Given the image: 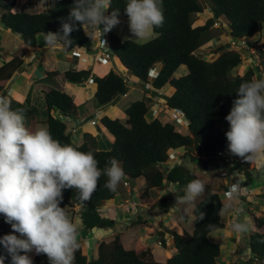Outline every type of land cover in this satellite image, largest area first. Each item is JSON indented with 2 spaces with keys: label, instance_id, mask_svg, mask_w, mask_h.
I'll return each mask as SVG.
<instances>
[{
  "label": "trees",
  "instance_id": "obj_1",
  "mask_svg": "<svg viewBox=\"0 0 264 264\" xmlns=\"http://www.w3.org/2000/svg\"><path fill=\"white\" fill-rule=\"evenodd\" d=\"M24 1V0H23ZM73 0H55L53 6L40 12H27L18 9L22 2L18 0H0V22L13 32L19 34L24 43L30 47L39 46V36L46 32H57L61 29V18L66 17ZM210 16L204 24L195 25L197 14L205 10L201 0H164V24L155 29L156 37L147 42L134 39H123L110 31L107 36L114 57L120 60L128 71L133 73L144 85L151 83L155 89L166 86L173 88L170 95H166V104L171 109L181 110L184 119L188 121V133L177 129L176 122L163 121L160 118L149 120L147 114L150 106L145 100L132 102L125 110L126 118H111L104 116L100 119L104 130L109 135L112 148L100 150L93 143L95 138L86 133L84 143L77 144L68 132L67 122L60 119L57 110L63 114L78 117V106L74 98L67 92L56 88L45 91L46 119L37 120L36 109L29 103L11 99L12 108L26 109L25 118L29 119V128L45 124L53 137L61 143L73 144L81 151H92L98 160V167L105 168L111 158L115 157L121 163L125 172L124 180L133 184L139 178L146 181L145 188L140 195V202L155 213L165 208L171 201L184 196L186 184L193 179H201L205 184L200 201H196L194 214V229L192 232L183 230L173 236L174 253L166 261H157L152 249L139 244L135 249L127 248L118 234L112 241H102L97 249L96 257L89 258L83 251L79 241V249L75 252L73 264H224L219 258L222 246L211 240L214 231L226 227L222 216L224 196L214 188L212 183L196 174L182 163H177L170 169H164L171 151L186 149L191 161L197 160L196 152L212 153L216 149L226 150L234 156V162L229 170L243 174V186L247 191L253 190V181L259 177V172L251 161L230 153L228 150L226 131L228 122L225 117L230 111L232 102L237 98L236 90L246 80L262 78L256 76V70L249 67L244 73L234 75V71L242 64V54L237 50H226L221 45L213 50L219 56L212 61L195 53L206 45L212 38L213 25L224 19L230 28L229 34L234 39H253L258 33H264V0H209ZM112 8L120 9L119 19L128 18L124 12L125 0H112ZM70 49L76 47L91 48L92 36H88L82 27L71 33ZM258 47L260 63L264 65V39ZM23 59L19 56L0 66V94L14 74L22 69ZM160 64L161 69L157 77L151 79L153 69ZM187 73L175 77V73L182 67ZM259 68V66H257ZM59 71H50L48 76L59 75ZM92 76L97 84L95 99L99 107H106L114 100L128 92V83L124 75L115 70L107 74L92 75L86 69H69L64 77L72 83H82ZM222 168L221 163L217 164ZM264 176V168L262 170ZM107 177L99 178L98 187L91 199L80 212V219L86 229H112L117 225L113 218L103 215L100 207L106 201H112L120 189L111 192L104 187ZM166 182L178 184V188L170 195L153 199L151 190L162 187ZM78 190L63 191L61 206L68 214L74 213L72 208L78 200ZM264 196V195H263ZM245 198L241 196V200ZM204 213L203 218H200ZM255 229L247 233V243L252 256L244 264H264V215L253 214ZM148 219L139 215L129 226H147ZM9 233L8 224L0 216V236ZM164 234V233H163ZM166 247L165 235L161 237ZM3 250L0 249V252ZM33 264H49L46 254H35ZM5 264H8L7 260ZM234 264V263H229Z\"/></svg>",
  "mask_w": 264,
  "mask_h": 264
},
{
  "label": "clouds",
  "instance_id": "obj_2",
  "mask_svg": "<svg viewBox=\"0 0 264 264\" xmlns=\"http://www.w3.org/2000/svg\"><path fill=\"white\" fill-rule=\"evenodd\" d=\"M71 5L67 16L61 18V29L44 34L42 40L45 44L55 46L57 43H63L70 47L71 33L78 27H82L89 37L90 34H96V37L99 34L102 38L105 33L121 23L120 9L112 8L110 13L107 11L112 7V0H73ZM124 12L128 17V30L136 39L151 37L155 29L163 26L165 20L164 0H125ZM257 36L264 39L262 32ZM106 37L108 38L107 35ZM103 43L105 45L104 40ZM91 48L94 50V46ZM111 56L113 54L110 47L109 58ZM160 69L156 65L152 72L153 78L157 77ZM146 87L151 90L148 96L154 98L153 85L146 83ZM236 93L237 98L233 100L225 117L229 125L225 133L228 150L245 161L264 158V77L243 81ZM166 95L161 96L165 98ZM160 105V100L155 99L149 109L150 116L155 115V109ZM172 110L176 112L177 118L178 109ZM25 113L24 108H12L11 100L4 92L0 94V216L11 226L9 233L0 236V249L3 250L0 252V264H5L6 260L8 264H33L29 255L32 252L37 255L46 254L49 264H73L75 252L80 247L79 229L66 208L61 206L63 191L78 190L79 202L76 203H83L91 199L102 175L107 177L104 187L116 192L125 172L115 157L101 169L94 152L81 151L76 145L61 143L53 137L47 126L29 128L25 122ZM60 114L70 115L58 112L56 115L60 119ZM70 117L71 121L62 119L67 122L68 132L75 118L72 115ZM93 119L98 124L94 117L90 122ZM182 119L188 129V121L184 119L183 112ZM178 151L179 149L171 151L170 155L175 156L170 158L169 155L164 169L172 167L169 161H177L180 158ZM185 153L187 154V151ZM227 153L225 155L232 158L231 162L216 160L223 165L218 168V174L231 179L227 185V207L232 208L233 203L241 200V196L246 195L248 191L243 186L244 191L239 195L242 190L241 183L243 185L246 180L244 176L243 181L238 179L232 183L231 175L220 174V171L226 169L235 174L227 166L231 165L235 158ZM125 182L128 184L125 185ZM124 185L128 186L129 181L124 180ZM204 190V182L201 179H193L186 184L182 200L187 203L194 202ZM82 208L78 211L72 209L80 216ZM242 213L243 209L237 207V218L229 225L234 234H245L249 230L248 219ZM203 215L204 213H201L200 218H203ZM159 244L163 245L162 240Z\"/></svg>",
  "mask_w": 264,
  "mask_h": 264
},
{
  "label": "crops",
  "instance_id": "obj_3",
  "mask_svg": "<svg viewBox=\"0 0 264 264\" xmlns=\"http://www.w3.org/2000/svg\"><path fill=\"white\" fill-rule=\"evenodd\" d=\"M28 2V0L26 1ZM18 9L20 7L18 6ZM126 21H128V18H122ZM121 20V19H120ZM128 24V22H127ZM115 30V31H114ZM117 30V31H116ZM119 29H112V32H115L116 34L126 39L129 35H132L128 29L122 28V35L118 31ZM110 32V31H109ZM108 32V33H109ZM108 33H105L107 35ZM44 34H41L38 38L39 40V46L36 48L30 47L26 45L22 39V37L19 34H13V31L7 27H5L0 22V66L5 64L6 62L10 61L16 56H19L21 59H23V66L22 69L17 71L14 76L13 80H10L7 84L4 93L6 96H9V99L11 100L14 98L17 101L28 103L29 98L31 99L32 108L35 106V98H40V101H44L45 91H47L50 88H56L61 91H65L69 93L75 100L76 105L78 108H85L82 109L81 114L78 112V117L74 118V121L71 122L70 125V132L72 133V137L74 138L75 142L77 144L84 143L86 139V133H90L95 140H93V143L97 146L100 150H110L112 148V142L109 137V135L104 130V127L102 125V128H99V124H101L100 119L104 116H109L111 118H125L126 113L125 109L121 111L118 107V100L121 98V96L117 97L114 102L111 105H108L106 107H99L98 104H96V108L89 107L90 100L95 98V94L97 91V84L95 81L92 80V77L82 83H72L69 82L64 77V72L73 69V70H80V69H86L92 72V75H100L103 76L107 74L111 70H115L118 73L122 74L125 72L126 75H124L127 83L128 81H133L134 76H131L130 71L126 69V67L122 64H120L119 59L116 57L111 56L108 61L101 62L99 60L100 53L98 51L84 47H76V48H68L63 43H57L55 46H49L45 44L42 40V37ZM92 36L93 40V46L95 47L97 43L99 42V39L96 37V34H90ZM22 39L23 44L16 45L19 40ZM21 45V46H20ZM82 58H87V63H85ZM58 66H62L63 69H59ZM185 67V66H184ZM161 68V65L159 66V69ZM59 71L60 74L56 75L54 77L48 76V72L50 71ZM186 68V72H187ZM136 78V77H135ZM131 84H135L131 82ZM133 89H136L135 86L129 88L128 92L125 95H122V99L125 97H129L132 93ZM151 92L147 93V95ZM173 92V88L166 86L160 90L154 89L152 92L153 95V102L155 99H158L160 101H164L165 105L166 100L164 98V94L170 95ZM10 94V95H9ZM4 95V94H2ZM46 107V103H45ZM53 113H58L57 110L52 111ZM98 116H96V114ZM37 115V112H36ZM93 116L98 120V124L93 125L90 122V119L87 120L89 116ZM92 117V118H93ZM46 119L45 117H38L37 120H40V122H43ZM26 125L29 127V119H25ZM44 124H41L40 126H43ZM181 151V152H180ZM178 151V155H180V158L175 161H169V164L173 166L175 163L179 162L184 164V159L181 158V155L183 157V153H185L186 150ZM197 153V152H196ZM196 155V154H195ZM187 157V156H186ZM214 156L208 152H198L197 153V160L192 161L194 163V169L193 171L196 172V174L201 175L205 177L207 182L212 183V180L208 179L209 174H214L215 178H218L220 186L214 185L215 181L212 183L215 189L223 192L226 190V193L228 194V181L230 178H224L218 175V172L215 171L214 168L205 167L203 169L200 168V166L197 163L207 162L212 165V161H214L216 164L221 163L218 160L213 158ZM209 161V162H208ZM188 164V163H187ZM185 165V164H184ZM204 166V165H203ZM190 168V167H189ZM201 176L202 178H204ZM227 181V182H226ZM231 181V180H229ZM146 185V181L143 178H139L136 180L133 184H129L128 186L124 185V181H122V190L124 194V199L119 200L116 198V200L112 201H106L101 207L100 211L103 215L113 218L117 221V226L112 229H86L80 219V216L78 213H74L69 215L73 222L77 225L79 231H78V240L82 244L84 253L89 257L93 258L96 257L97 249L99 244L102 241L110 242L112 241L118 234L121 235L122 241L124 245L129 249H135L139 244H144L145 246H151L147 242V240L155 241L159 245V247H163V245L159 244V241H161V237L165 235L166 240V247L164 248V258L162 261H166L169 256H171L174 253V243H173V236L177 233H182L183 230H188L192 232V229L183 221L182 216L184 218L187 217V215H190L188 212H184L183 208H179L178 205L172 206L170 203L167 208H177V210H168L167 208L164 209L163 213L160 214V209H158L155 213H152L146 205L141 204L140 202V195L142 194L144 188ZM223 187V188H222ZM178 188L177 184H170L169 182H166L162 187H156L151 190V196L153 199H158L162 197L163 194L169 193L172 194L176 189ZM158 189H161L158 193ZM252 194V190L250 191ZM155 194V196H154ZM168 194V195H169ZM138 195V200L136 199V196ZM248 195V194H247ZM164 196V195H163ZM248 204L251 201L249 198H245L241 200L240 206H244L245 202ZM226 201V202H225ZM228 201V202H227ZM235 201L233 203L232 208L227 207V214L225 215L222 210V216L225 221L226 227L224 229H220L221 233L218 231V235L220 236V241L223 240V238L227 239L226 245L221 244L222 246V253L219 258V260L224 264L234 263V264H244L245 261L252 256L251 251L249 249V244L247 243V233L240 234V233H232L230 231L229 225L233 223V221L237 218L235 216L236 208L239 206V203ZM229 204V199H224V204ZM243 207L244 210H248L249 212L253 209L252 206L250 207V204H248ZM180 204V203H178ZM248 206V207H247ZM262 207L261 205H259ZM258 206V207H259ZM194 205H191L190 210L193 208ZM224 208V207H223ZM149 211L152 213L151 220L148 218L149 215L146 213V219H148V224L145 227H142L140 225L137 226H129V223L136 218V215L140 210ZM193 212V210H192ZM244 212L242 213V215ZM255 214V213H253ZM139 216V215H138ZM142 216V215H141ZM179 216L181 217L179 219ZM226 216V217H225ZM154 220V223L152 220ZM248 219V218H247ZM249 228L255 229L254 222H252V218L248 222ZM121 226V229L118 230L117 227ZM129 229H136L138 230V237L135 236V244L129 243L130 237L129 236ZM250 229V230H251ZM249 232V230H248ZM164 233V234H163ZM155 234V235H154ZM129 243V244H128ZM157 253L153 249V254ZM29 255L33 258L35 256V252L29 253Z\"/></svg>",
  "mask_w": 264,
  "mask_h": 264
},
{
  "label": "rangeland",
  "instance_id": "obj_4",
  "mask_svg": "<svg viewBox=\"0 0 264 264\" xmlns=\"http://www.w3.org/2000/svg\"><path fill=\"white\" fill-rule=\"evenodd\" d=\"M18 1L22 2V5L19 6L21 11L40 12V11H42L44 9H47V8L53 6L55 0H28V2H26L27 0H24V1L23 0H18ZM201 2L205 6V10L202 13L197 14V21L195 22V25L204 24L206 22V20L210 16H212V12L210 10V2H209V0H201ZM120 21H121V23L119 25L115 26L114 29H119L118 31L122 35V28L128 29V24H127L128 21H126L124 19H121ZM212 30H213V34L215 35V37L212 38L211 41H209L206 45H204V46L200 47L198 50H196L195 51L196 54H198L200 56H203L205 59H207L209 61H212V60H215L219 56L218 54H214L213 50L215 48L221 46V45H224L226 50H237V51H239L242 54L243 62L234 71V75L242 74L249 67H252V68H254L256 70V76L257 77L258 76L264 77V65L260 63V59H259V56H258V47H257V46H259V45H261L263 43V39L262 38H260V37H258L256 35L255 39L246 38V39H244L245 41L244 40L234 39L229 34L230 28L228 26V23L226 21H224V19H222V18L219 19L217 21V23H215L213 25ZM13 34H16V33L13 32ZM262 34H264V33L262 32ZM156 35L157 34L154 32V34L151 37L142 38V39H136L133 35H129L126 39H134V40H136L138 42H147V41L153 39L154 37H156ZM19 44H21V45L23 44L22 39H20L19 42L16 43V45H18V46H19ZM120 64H122V63L120 62ZM159 66H160V64H158V67ZM257 66H259V68H257ZM58 68L59 69H63L62 66H58ZM186 73H187L186 72V67L182 66L175 73V77H180L181 75H184ZM129 74H131V76H134L133 73H129ZM123 75H126V73L124 72ZM135 77H134L133 81H128V87L131 88V87L135 86L136 89H133V91H132V93L130 94L129 97H125V98L122 99V95H120L121 98H119V100H118V102H119L118 103V107H119V109L121 111H123L124 109L126 110V108L132 102L139 101V100H145L147 102V104L150 105V107H152V105H153V98H151V97H149L147 95V93L149 92L148 87L145 88L144 83H142L137 77L136 78ZM151 79H153L152 76H151ZM131 82L136 83L137 85L131 84ZM35 100H36V102H35V106L36 107H34V108L36 109L38 117H43V116L45 117V115L47 113L46 112L47 110H46V107H45V102L44 101H40V98L39 99L35 98ZM160 102H161V105H160V107L155 109V113H154L155 115L154 116L153 115L150 116L151 115V112H150L151 110H149V112L147 114L148 119L149 120H153L154 118H156L155 116H158L157 118H160L163 121L172 120L174 123L176 122L178 130H180L183 133H188V129H186L187 125L184 122H182V123L178 122V119L175 116L176 112L174 110L170 109L169 107H167L165 105L164 101H160ZM28 103H29L30 106H32L30 98H29V102ZM96 104H97V101H96L95 98H93V99L90 100L89 107L95 109L96 108ZM82 109H85V108H78V112L80 114H81ZM95 114H96V116H98L97 113H95ZM122 119H125V118H122ZM41 124H43V123H40L39 126ZM43 126H46V125L44 124ZM99 128L100 129L102 128V124H99ZM180 150L181 149H179V151ZM182 151H184V150H182ZM214 152H217V149ZM197 153H195L196 155L194 154V156H197ZM183 159H184L185 166H187L188 168L190 167L191 170L194 169L193 168L194 167L193 166L194 163L191 161V159H190V157H188V155L186 157V153L183 155ZM210 163L202 162V163H197V164L200 166L201 169H203L205 167H210V168L212 167V168L215 169V171L218 172V168H219L218 165L214 161H212V165ZM251 164H252L253 167L256 168L255 173L260 171L259 172V174H260L259 177H257V179H255L253 181L254 189L252 190V194H251V192H250L251 190H250V191L247 192L248 195L247 194L244 195L245 198H249L251 201H254V203L253 202L249 203L250 207L252 206L253 209L250 212L247 209L244 210L245 208H243V207L247 203V202H245V200H244V202H245L244 206H240V204H242L241 200L238 201V203H239L238 207H241L243 209V212H244L243 216H246L249 220L252 218V222H253V213H255L257 216L264 215V196H263L264 195V176L262 175V170L264 168V158L253 159L251 161ZM200 176H203V174H201ZM218 178H215L214 174H209L208 175V179L209 180L211 179L212 183L215 181L214 185H216V186L217 185L218 186L221 185L220 184L221 182L219 183ZM203 179H204V181H206L205 177ZM229 180H231V179H229ZM229 180H227L228 183H229ZM122 181H124V179H122ZM122 181L119 184L120 191H119L118 195L116 196V198H118L119 200H123L124 199L123 198L124 194L122 193L123 192V190H122ZM160 190L161 189H158V191L156 193H158ZM221 193L224 196V199L228 200V194L226 193V190H224ZM168 194L169 193H165L163 195L165 196V195H168ZM154 196H155V194H154ZM116 198H115V200H116ZM201 198H202V193L196 198V200L194 202H191V203L184 202L182 200V198H180L179 200H174V201L170 202V203H172L171 204L172 206L178 205L179 208L180 207L183 208L184 212H188L190 214V215H187L186 218H184V216H182V218H183V221L186 224V226L188 225L192 229V231L194 229V219H195L194 209H195V207H194V209L192 208L191 210H190V207H191V205L195 206L196 205L195 202L196 201H200ZM136 199L137 200L139 199L138 195L136 196ZM236 202H237V200H236ZM178 203H180V204H178ZM249 204H248V206H249ZM227 205H228L227 203L224 204V208H223V212H224L225 215L227 214ZM259 205H261L262 207H260ZM166 208L167 207L160 208V214L163 213L164 209H166ZM167 209L171 210V211L177 210V208H172V207H169ZM192 210H193V212H192ZM146 213H147V215H149L148 218L151 220L152 213H150L149 211H145L144 209L140 210L138 212V214L136 215V217L138 215H142L145 218L146 217L145 216ZM180 218L181 217L179 216V219ZM154 220L155 219L152 220L153 223H154ZM249 223H251V221L248 222V224ZM117 229L120 230L121 226L117 227ZM250 229H251V227L249 228V231H250ZM8 230H9V232L11 231V226L9 224H8ZM218 232L221 233L220 231H218ZM218 232L214 231L213 233H211V235H210L211 240L214 241V242H218L220 244L226 245L227 239L223 238V240L220 241V236L218 235ZM128 233H129L128 237L131 238L129 243L135 244V238L134 237L135 236L138 237V235H139L138 230L129 229ZM78 238H80V236H78ZM147 242L149 243V245L151 244V246H149V247L152 249V252H153V249H154V251L157 253V255L155 253L153 254L154 258L157 261H162V259L165 256L164 248L163 247H159V245L155 241L147 240Z\"/></svg>",
  "mask_w": 264,
  "mask_h": 264
},
{
  "label": "built area",
  "instance_id": "obj_5",
  "mask_svg": "<svg viewBox=\"0 0 264 264\" xmlns=\"http://www.w3.org/2000/svg\"><path fill=\"white\" fill-rule=\"evenodd\" d=\"M97 38L99 39V42L94 47V50H96V51H98L100 53L99 60L105 62V61L108 60V58L110 56V44H109L108 38L106 37L105 34L102 36V38L100 37L99 34H97ZM102 39L105 41V45H104ZM82 60L85 63H87V61H88L86 58H82ZM176 111H177V119H178V121L180 120V122H184L183 119H182V112L180 110H176ZM60 117L62 119H66L67 121H71L70 115H61L60 114ZM91 122H92V124H96L97 123L96 120H94V119L91 120ZM225 154H228L227 151H225V150L223 152H220V151L218 152L217 151V153H212V155L214 156L215 159H218V160H221V161L223 160V163H229V162H231L232 158L229 157V156H227V155H225ZM174 156H175V154H171L170 155V158H173ZM220 174L222 176L231 175V177H233L232 183L235 182L238 179H240V180L243 181V176H244L243 174H240V173H235V174L229 173L227 169L220 171ZM127 184L128 183L125 182V185H127ZM229 188H230V186H229ZM241 189L242 190L239 193V195L244 191V187H243L242 183H241ZM83 204H84V202L83 203H76L74 209L76 211H78L79 209H81L83 207Z\"/></svg>",
  "mask_w": 264,
  "mask_h": 264
},
{
  "label": "water",
  "instance_id": "obj_6",
  "mask_svg": "<svg viewBox=\"0 0 264 264\" xmlns=\"http://www.w3.org/2000/svg\"><path fill=\"white\" fill-rule=\"evenodd\" d=\"M13 80V79H12ZM93 116L91 115V116H89L88 118H87V120H89V119H91Z\"/></svg>",
  "mask_w": 264,
  "mask_h": 264
}]
</instances>
